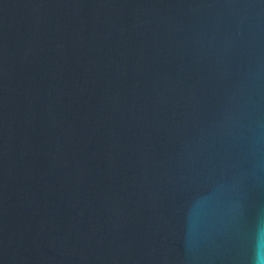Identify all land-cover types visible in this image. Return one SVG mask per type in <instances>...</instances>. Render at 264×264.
<instances>
[{"label":"water","instance_id":"water-1","mask_svg":"<svg viewBox=\"0 0 264 264\" xmlns=\"http://www.w3.org/2000/svg\"><path fill=\"white\" fill-rule=\"evenodd\" d=\"M0 264H264V0H0Z\"/></svg>","mask_w":264,"mask_h":264}]
</instances>
